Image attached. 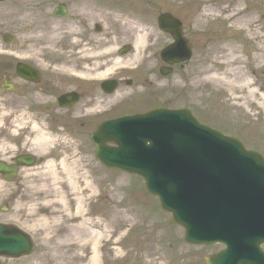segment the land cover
Returning <instances> with one entry per match:
<instances>
[{"label":"rangeland","instance_id":"rangeland-1","mask_svg":"<svg viewBox=\"0 0 264 264\" xmlns=\"http://www.w3.org/2000/svg\"><path fill=\"white\" fill-rule=\"evenodd\" d=\"M162 1L164 2V5L172 8L173 4L175 7H179L180 5L184 7L188 0H179V2L171 0L173 4L169 0ZM255 1L259 2L256 5H259L261 8L260 18L257 19L263 21L264 23V19L262 18L264 13L263 3H261L262 0ZM134 2H136V0H134ZM244 2H246V4H243V6L247 10L250 17L257 20L254 14L255 12L258 14L259 10L253 9L250 2L248 3V0H244ZM138 3L140 6H134L133 11L139 15L144 13L147 17L152 15V17H156L161 11L171 10L167 9L166 6H162L161 0H139ZM9 7V3H0V44L1 33L10 30L13 23L10 15L7 13ZM161 7L164 8L162 9ZM138 8L140 9L139 11L137 10ZM184 9L187 8L185 7L181 9L183 13H187L189 11L188 9ZM172 10L178 11L175 9ZM181 15L183 18L187 17L184 14ZM150 19L151 18L148 17L143 23V26L148 28L149 32L152 31L153 27H155V33L152 35L155 40L157 38L156 35H159L157 34L158 30H156L157 22L156 20ZM133 20H135L134 15ZM189 21L190 20H188L186 24L188 27H190ZM116 23L120 30L117 31L118 34L122 33L124 30V34L127 38L129 36L132 41H134L137 32L135 25L132 24L131 21L126 23L117 21ZM223 26L227 27L225 24H223ZM262 32L264 36V27L262 28ZM24 42H27V39L20 38L18 39L16 46H13L12 48L16 49ZM221 42L222 41H220V43ZM169 43L170 41L167 37H163L161 39V44L168 45ZM3 47L9 48L8 46ZM3 47L0 45V48ZM156 63L157 62L153 59V57H151L149 70L144 72V75L146 74V78L144 77L143 81H137L136 84L133 85L134 90H144V92L148 95V98H146L141 104L139 102H141L142 99L133 103V105L128 107L129 110L134 112L137 110L134 108H137L138 106L144 108L146 106L151 107L153 105H162L167 108H174L177 106L190 105L188 98L184 100V97L181 96L182 98L180 97L178 99V97L174 94V90L172 88L176 80L174 76H169L163 81L165 91L158 92L155 91L154 88L151 89V83L149 82L150 77L155 78L157 75L158 79H162L159 73L157 74V71L151 70ZM250 64L252 65L249 66V69L253 72L252 67L254 64L253 62ZM263 65L264 60H260L257 63V66L259 67ZM148 73H150V75L147 77ZM152 73L156 75L151 76ZM258 73L259 75L257 76ZM254 77H256V80L258 81L257 83L260 89H264V66L261 71L259 70L254 72ZM215 94L219 97H214L206 107L203 106L200 108V106H195L197 115L204 120L212 121L217 124L227 134L244 140L249 147H258L259 149L264 150V114H260L259 110H256L255 106L244 110L242 109L244 112V114H242L241 111L235 108L236 103H238L234 98L236 93L232 96L231 94H228V98L230 99H227L226 96L222 99L221 96L224 97L223 94ZM224 101L225 103H223ZM1 111L2 110H0V112ZM246 112H248V114H246ZM59 143L68 150H72V146H70L69 143H62V140L58 141L57 145ZM82 151V156L79 154L75 156V163L71 165L77 168L78 176L80 178L79 183L83 185V179L87 177L89 182H92L91 184H93V188L95 190V196L93 199L94 202L91 207L92 210H89L90 208H88V206H83L85 211L88 210L90 212L88 215V212H83V214L85 217L87 216V218H90V216L92 218L93 213L94 218L97 217V219H99L100 216L102 222L107 225L108 229L107 235L99 247L101 257L99 262H93L91 260L92 255L90 248L87 255L83 254V258L78 253L67 254L64 260L65 264H143V262L147 259V254L149 253L148 251L151 247L153 250L158 249L157 252L160 255L166 254L168 256V264H205L206 257L211 255L214 251L222 248L221 246L205 247L186 244L184 242V230L179 226H169L168 222L171 220V217L161 210L158 200L147 193L144 185L142 184L143 182L138 181L136 178L130 177L120 171L110 170L103 167L97 158H95V155L91 151L90 147H85ZM74 152H76L75 149ZM59 163L57 161L54 165H58ZM45 166L46 164L36 169L23 170L21 173V176L24 177L22 178L23 183H4V186L2 185L3 187L0 191V208L4 206L5 203H9L10 207L6 214H0V222L14 224L30 234L36 242V250L32 256L19 260L0 258V264H59L60 262V259L55 260V258H53V253H51L52 257L49 255L50 252L48 251L46 244H44V241L47 240L48 231H45L43 228H38L35 230L36 232L29 229L30 226L35 223L31 220L32 218L30 217L28 210L36 208V202L40 204L39 200L40 198L46 197V191H53L54 181L52 171L49 168L50 164L46 167ZM58 172L60 173V178L65 177L61 173L60 167L58 168ZM117 185H122L124 188L117 191ZM42 186L47 187L43 188ZM62 186L68 190L65 183L58 185L59 188ZM120 201H124V204L119 210L121 214L115 210L117 209V203ZM111 208L114 209V213L109 214L108 212ZM70 209L71 212L73 211V214L76 213L77 207L75 206V202L71 203ZM121 216L128 217L131 220V223L129 224L133 223L132 226H134V228L131 230V233H128L129 226L120 227L121 229H119V226L116 225L119 223ZM114 231L117 232L114 233ZM70 236H72V234L65 230L58 236L59 243H61L64 252H67V247L72 246V244L67 243V239ZM117 240H122L121 244L116 245ZM65 241L66 244L64 245ZM177 243L178 245H175ZM54 247H56V245ZM176 247H179L178 251L175 250ZM116 250H118L119 253H117ZM155 257L156 256H154V258Z\"/></svg>","mask_w":264,"mask_h":264},{"label":"flooded vegetation","instance_id":"flooded-vegetation-1","mask_svg":"<svg viewBox=\"0 0 264 264\" xmlns=\"http://www.w3.org/2000/svg\"><path fill=\"white\" fill-rule=\"evenodd\" d=\"M5 3L10 5L7 13L13 23L8 26L10 30L1 33V38L7 36L10 41V49L4 50L28 56L30 61L0 58L1 109L8 110L0 116H12L1 121L0 127L4 130L0 132V144L5 150L0 149V160L13 164L17 157L38 149L34 142L35 127L40 130L42 127L55 136L58 131H68L78 142L85 143L98 125L90 115L100 106L102 97L107 98L102 93L101 83L93 79L109 64L136 58L135 41L123 32L118 34V17L115 16L118 7H131L132 3L125 0H7L1 4ZM20 38H26L27 42L13 49ZM190 44L194 52L190 66L195 69L198 66L194 63L196 50L202 51L204 57L206 39L193 38ZM147 54L148 50H143V55ZM153 59L162 66L158 54L153 53ZM205 64L202 62L200 66ZM141 77L142 73L134 79ZM128 83L127 78L119 80V85ZM70 94L77 97L78 103L61 108L60 98ZM72 100L68 98L65 104L69 106ZM20 116H27L29 121L15 124ZM15 127L20 131L14 130Z\"/></svg>","mask_w":264,"mask_h":264},{"label":"water","instance_id":"water-1","mask_svg":"<svg viewBox=\"0 0 264 264\" xmlns=\"http://www.w3.org/2000/svg\"><path fill=\"white\" fill-rule=\"evenodd\" d=\"M161 21L166 26L172 22L167 16ZM171 32L175 34L173 30ZM180 43L182 59L189 58L187 47L183 41ZM135 124H141L138 128L142 130L143 126L147 133L152 128L161 131L159 134L153 131L156 142L152 147H147L145 142L132 146L117 141L119 133L131 131ZM192 128L197 135L200 132L209 136L219 146L223 143L227 152L184 149L182 145L189 140L177 131ZM93 140L98 147L97 156L105 166L135 174L146 181L147 189L160 197L162 208L173 214L174 223L184 225L188 243L210 244L214 240L228 243L229 251L209 259L208 264H264V253L259 248L264 242L262 156L245 151L232 138L218 133L212 135V131L204 129L186 111L158 110L147 116L104 124ZM112 141L121 145L120 149L113 150L115 152L105 147L106 142ZM132 154L136 157L134 162L129 161ZM239 163L249 175L255 176L253 183L240 178ZM16 171L0 167V172H4L8 180L15 177ZM247 190H251L250 196L245 194ZM251 225L261 231H251ZM210 226L220 229L215 230L214 235L204 230ZM248 232L252 233L248 237L251 242L246 243L251 248L242 246L245 237L238 242L240 235ZM33 250L34 244L29 236L14 227L0 225V256L20 258L30 255ZM240 255L244 259H238Z\"/></svg>","mask_w":264,"mask_h":264},{"label":"bare ground","instance_id":"bare-ground-1","mask_svg":"<svg viewBox=\"0 0 264 264\" xmlns=\"http://www.w3.org/2000/svg\"><path fill=\"white\" fill-rule=\"evenodd\" d=\"M175 2H179V0H175ZM227 3L220 1L223 7H218L219 9L213 6L214 3L212 2L202 5L205 7L199 17L197 31L202 32L206 24L211 20H220L228 24V30L232 32L217 51H215L212 63L208 68L207 77L202 79V83L205 84L210 80L215 83L225 84L229 92L228 94L232 96L236 93L234 98L238 103H236L235 108L241 111L242 114H244L242 109H248L252 106H255L260 114H264V90L260 89L254 77V72L261 71L264 66H257L260 60H264V36L262 32L264 23L261 20H254L253 17H250L248 12L242 8L241 1L232 10L230 9V2L228 0ZM219 10H221L223 15L218 14ZM136 27L138 32V35L136 33V40L137 44L141 45L138 46L140 50L143 41L150 33H147V30L139 24H136ZM251 59L254 64L252 67L253 72L249 69ZM188 87L190 91L194 92L197 90L192 84H189ZM45 143H48V141L40 138L38 145L43 149L42 144ZM59 167L66 179L65 177H59ZM49 168L53 175V191H46V197L39 200L40 204L36 202V208L28 210L32 218L31 220L35 223L29 229L35 231L38 228H43L45 231H48L47 240L44 241V244H46L51 257V253H53L55 260L60 259L59 264H65L64 260L67 254L78 253L83 258V254L87 255L90 248L91 260L99 262V244L106 237L108 227L102 222L100 216L99 219L97 217L90 219L83 214V212H88L87 215L90 213L88 210L85 211L83 206L91 208L94 202L95 190L93 184H91L92 182H89V179L85 177L83 179L84 184H80L77 168L73 165H68L65 161H62L58 165L50 164ZM62 183L67 185L68 190L64 186L58 187ZM2 185L4 186V182L0 179V191L2 190ZM42 187L46 188L47 186ZM123 188L122 185L116 186L117 191ZM72 202H75V206L77 207L75 214L70 209ZM123 204L124 201L118 202L117 209H115L120 214L119 210ZM108 213H114V209H109ZM129 223H131V220L128 217L121 216L119 223L116 225L119 226V229H121L120 227L129 226L130 230L128 231L131 232L134 226H132L133 223ZM64 230L72 234L67 239V243L72 244V246L67 247V252H64L58 240L59 234L64 232ZM116 232L114 231V233ZM121 242L122 240H117L116 245L121 244ZM65 244L66 241L64 242ZM55 245L56 247H54ZM175 245H178V243ZM157 250H153L151 247L148 251L149 253L147 252V259L143 264H168V256L166 254L160 255ZM175 250L178 251L179 247H176ZM116 252L119 253L118 250ZM154 256L156 257L154 258Z\"/></svg>","mask_w":264,"mask_h":264}]
</instances>
